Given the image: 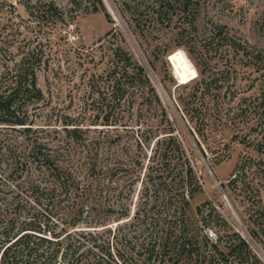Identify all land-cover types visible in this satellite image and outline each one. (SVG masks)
<instances>
[{
    "label": "rangeland",
    "instance_id": "rangeland-1",
    "mask_svg": "<svg viewBox=\"0 0 264 264\" xmlns=\"http://www.w3.org/2000/svg\"><path fill=\"white\" fill-rule=\"evenodd\" d=\"M56 1L65 10L67 21L38 23L21 0H0V31L6 27V32L12 30L15 33L16 37L11 35L14 52L21 54L34 49L41 57L37 80L43 99L29 109V119L34 121L37 130L34 136L46 143L50 152L61 153V158L80 168L82 146L66 137L64 127L82 124L92 131H96L95 127L101 128L92 123L103 122L106 113L96 110L98 104L89 96L90 85L97 84L101 88L107 85L104 72L112 64V51L117 46L129 51L144 67L167 114L165 118L161 107L156 110L149 106L144 86L124 83L125 95L120 101V114L116 120L119 128L109 132L119 139L107 148L112 160L104 162L115 168L111 171L112 182L116 186L112 190V202L131 203L130 215L133 218L130 221L133 223L120 232L118 227L123 224L120 222L127 219L118 221L116 210L110 217L112 240L117 241L126 233L135 236L142 232L146 228L144 213L147 210L148 216L155 217L156 204L161 202L174 173L172 166L160 171L153 163L157 159L152 151L154 142L150 148H144L141 140L145 142L152 130L162 128L164 130L158 135L163 140L169 134L168 128H172L203 186V191L191 200L193 215L198 216L195 208L205 200H210L219 214L214 216L210 227L201 231L206 230L214 239L215 231L226 229L221 221L224 218L264 262V233L261 229L264 218L258 212V209H264V180L257 165L260 162L264 164V150L259 151L254 145L242 141L245 134L251 140L255 138L256 135L249 132L252 121L240 117L234 126L235 121L232 119L231 123L227 116L232 112L227 113L229 106H236L242 97L249 98L257 93L261 71L246 65L245 60L233 57L232 53L225 56L228 53L224 51V41L218 37L211 39L214 28L221 25L226 26L235 39L245 40L256 49H264V31L261 29L264 0H167L172 7L167 17L161 20L154 15L160 2L166 0H103L109 17L104 12L80 13L75 19H70L76 16V12L70 9L68 0ZM17 28L18 33L15 32ZM185 43L197 45L202 65L209 70L208 73L218 72L224 79L232 68L230 80L226 82L227 94L223 91L214 102L206 97V112L200 109V100L195 101L194 106L199 107L200 115L192 111V120L178 99L184 97L188 100L199 77L189 84H179L168 60L171 52L181 48L198 70L194 59L181 45ZM110 100L105 99L102 103L108 104ZM202 115L203 121L199 119ZM203 126L201 134L197 129ZM5 134H12L11 139L19 135L18 141L23 147L28 142L23 134L9 129L0 130V140L9 138ZM217 156H223L218 163L215 162ZM246 160L256 164L246 168L244 175L240 174L239 180L234 182V173ZM129 189L131 200H127ZM158 194L160 197L157 199ZM60 198L59 209L50 205L49 210L66 218L72 200L65 199L64 194ZM149 222H152L151 218ZM139 239L142 236L133 237L134 241Z\"/></svg>",
    "mask_w": 264,
    "mask_h": 264
},
{
    "label": "trees",
    "instance_id": "trees-1",
    "mask_svg": "<svg viewBox=\"0 0 264 264\" xmlns=\"http://www.w3.org/2000/svg\"><path fill=\"white\" fill-rule=\"evenodd\" d=\"M21 1L38 23L67 21L65 10L56 0ZM68 1L70 9L76 12V16L70 19H75L80 13L99 12H104L109 17L103 0ZM171 7L170 1L160 2L154 17L164 19ZM2 29L0 130L9 129L23 134L28 142L23 147L18 141L20 136L16 135L11 139L12 134H5L9 138L0 140V264H264L249 242L233 230L226 219H221L226 229L215 231L214 239L206 230L201 231L210 227L214 216L219 214L211 201L205 200L195 208L198 218L193 215L191 200L203 191V186L172 128H168L169 134L163 140L158 135L163 128L152 130L145 142L141 140L144 148H150L154 142L152 151L157 159L153 163L158 165L160 171L172 166L171 171L174 173L161 202L156 204L158 208L155 217L148 216L147 210L144 213L146 228L142 232L134 234L135 236L126 233V236L121 235L119 240L113 241L110 217L116 210L118 212L115 218L118 221L127 219L120 222L123 223L118 227L120 232L133 223L131 203L112 202V190L116 187L112 182L113 167L104 162L106 159L112 160L107 148L111 142L119 139V136L113 137L109 132L119 128L116 120L120 114V101L125 95L124 83L144 86L149 106L156 110L161 107L166 118L160 97L144 67L133 55L121 46L114 48L110 59L112 64L104 72L107 85L104 88L93 83L90 85L89 96L92 102L98 104L96 110L106 113L102 118L103 122L92 123L101 128L95 127L96 131H92L82 124H67L64 127L66 137L82 146V162L78 163V169L74 167V163L61 158V153L56 155L50 152L49 146L34 136L37 130L34 128V121L29 119V109L43 99V91L37 80L41 57L34 49L16 54L11 36L16 37L15 33L12 30L6 32V27ZM261 29L264 31V20ZM4 32L7 34L4 35ZM15 32L18 33V28ZM216 37L224 41V51L228 53L225 56L232 53L233 57L245 60L246 65L261 71L257 93L249 98L242 97L236 106H229L227 113L232 112L227 116L231 118V123L235 121L234 126L238 124L236 122L240 117L252 121L249 132L256 136L251 140L245 134L242 141L263 151L264 49H256L245 40L235 39L226 26L217 25L214 28L211 39ZM181 45L194 59L199 71V78L193 84L188 100L184 97L178 99L183 111L192 120V111H197L200 115L199 107L194 106L195 101L199 99L202 105L200 109H205L206 112V97L208 101L214 102L223 91V94H227L226 82L230 80L232 68L227 71L228 77L224 79L218 72L208 73L209 70L202 65L197 45ZM109 98L111 100L108 104L102 103ZM204 117L199 116V119L203 121ZM203 130L204 126L197 129L201 134ZM156 146L159 147L156 149ZM221 158L223 156H217L215 162H220ZM254 164L256 162L246 160L239 165L232 180L238 181L240 174ZM257 165L260 166L259 171L264 180V168H261L264 164L260 162ZM148 192L146 187V193ZM130 193L129 189L127 200L132 199ZM61 194H64L65 199L72 200L71 210H68L69 216L66 218L49 210L50 205L59 209ZM159 197L158 194L157 199ZM258 212L264 218V209H258ZM149 218L152 222H149ZM261 229L264 233V226ZM141 236L142 239L133 240V237Z\"/></svg>",
    "mask_w": 264,
    "mask_h": 264
},
{
    "label": "bare ground",
    "instance_id": "bare-ground-1",
    "mask_svg": "<svg viewBox=\"0 0 264 264\" xmlns=\"http://www.w3.org/2000/svg\"><path fill=\"white\" fill-rule=\"evenodd\" d=\"M173 74L179 84H186L199 76L198 70L188 55L181 48L176 49L168 55Z\"/></svg>",
    "mask_w": 264,
    "mask_h": 264
}]
</instances>
